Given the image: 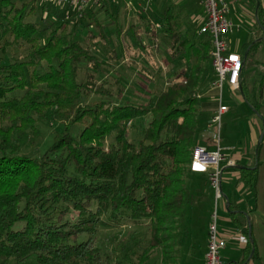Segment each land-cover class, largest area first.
<instances>
[{
	"label": "trees",
	"instance_id": "obj_1",
	"mask_svg": "<svg viewBox=\"0 0 264 264\" xmlns=\"http://www.w3.org/2000/svg\"><path fill=\"white\" fill-rule=\"evenodd\" d=\"M16 1L0 0V264H186L191 165L203 125L202 97L215 79L210 39L185 36L175 20L159 32L149 23L148 45L132 26L128 43L117 8L104 1L100 9L116 25L114 43L97 7L81 17L68 8L67 17L44 1ZM163 14L174 19L171 8ZM259 17L264 27L260 10ZM93 26L110 47L103 60L91 50ZM157 34L169 41L174 65L164 89L109 73L112 63L129 58L148 63L147 56L160 50ZM263 43H247V58ZM16 48L26 55L11 56ZM247 66L241 81L246 99ZM261 67L251 85L260 92L264 62ZM53 123L57 128L44 152L24 153L28 134L38 138L40 125ZM109 138L115 143L107 150ZM258 178L259 165L240 170L239 183L250 191ZM127 227L144 232L97 245L102 229Z\"/></svg>",
	"mask_w": 264,
	"mask_h": 264
},
{
	"label": "crops",
	"instance_id": "obj_2",
	"mask_svg": "<svg viewBox=\"0 0 264 264\" xmlns=\"http://www.w3.org/2000/svg\"><path fill=\"white\" fill-rule=\"evenodd\" d=\"M114 1L110 2L111 6L115 5ZM226 2L229 6L228 19L233 24V31L227 37L230 50L240 54L247 65L252 58L253 65L260 70L264 62V43L256 54H251L249 59L247 58L248 52H244V46L255 40L264 42V27L261 25L259 17V10L264 16V0H226ZM147 5L148 0H139L137 4L139 8L144 6V8L142 7L143 12L146 11L145 6ZM149 7L148 9L153 16V26L157 28V32L164 31L167 27L168 29L171 28L170 22L176 20L179 22L177 28L185 36H201L200 30L206 22L203 0H154ZM168 8H171L174 19L171 17L170 20L169 17L166 19L163 14ZM138 16L142 19L145 15L140 13ZM164 18L167 22L163 20ZM170 71L172 72V70ZM256 75L258 77L260 72H257ZM244 76L243 73L242 82ZM214 80L211 82V87H213ZM252 83L254 84V82ZM225 88L231 94L239 97L240 106L246 107L247 103L251 108H253L252 104L256 109H254V113L250 112L251 124L249 127L245 126L244 130L241 128L231 129L230 119H227L221 127V133L225 132L224 137H222L225 142L221 141L220 147L228 160L235 163V166H229L227 162L222 164L224 198L219 204V230L222 238L227 242V247L222 252V262L223 264H264V209L260 205L264 171L259 158L256 159V155L260 154L264 145V117L262 115V111H264V87L260 92L251 86L249 95L255 97V103L250 102L251 104L249 99L243 95L241 86L240 90H234L227 85ZM210 92L213 96L211 103H202L203 125L198 139V147L214 152L217 150V145L212 139L215 127L211 125V121L220 105V91L213 87ZM256 93L258 98H256ZM213 100H216L215 103ZM223 102L229 107V111L224 115L227 117L231 107L224 99ZM254 165H259V178L255 192L248 190L239 183L240 170ZM224 183H227L229 188L224 189ZM189 187L192 197L187 206L188 239L183 247L184 260L186 264H205L215 195L209 183V175L206 173H193L189 179ZM252 197L256 198L255 204L250 201ZM229 210L237 214L236 217L240 224L235 221ZM245 228L246 231L244 232L248 236V243L250 242L249 235L255 243L252 249H247V244H240L237 237L234 236L235 233L243 231Z\"/></svg>",
	"mask_w": 264,
	"mask_h": 264
},
{
	"label": "rangeland",
	"instance_id": "obj_3",
	"mask_svg": "<svg viewBox=\"0 0 264 264\" xmlns=\"http://www.w3.org/2000/svg\"><path fill=\"white\" fill-rule=\"evenodd\" d=\"M28 1L29 0H17L16 3L18 4V6H21L23 2H28ZM39 1L43 2V0H39ZM106 1L109 2L107 5L110 10H113L114 6L118 10L117 19L119 22V26L123 28V35L124 38H126L125 40H127L128 43H133L132 40L133 34H130V28L134 26L135 32L138 33L139 37L142 38L145 41V43L148 45L149 33H147V31L150 28V26L152 27L154 25L153 22H151L153 19L152 13H150L151 11L148 9L150 4L147 5L148 7L145 6L146 11L143 12L142 7L144 8V6H142L141 8L137 6L139 0H115V1L106 0ZM111 1H114L115 3L114 6H111L110 4ZM128 5L133 7L131 13H130L131 7L129 8ZM57 8L61 10L63 9L64 11L62 12V15L68 17V14L70 13L67 11L68 8L64 9V7H59V6ZM95 11L97 13L98 20L101 21L102 24L106 27L107 35L110 41L116 43L117 42L116 34H115L116 25L112 24V20L110 16L105 12V9H100V6H98L97 8H95ZM140 13L148 17L149 20H142L141 17L138 16ZM90 17H91L90 15L86 16L87 21H90L89 20ZM67 21L71 22V18L67 19ZM45 22L53 23L54 19L47 18ZM149 23H151L150 26H148ZM152 28L157 30V28H155L154 26ZM91 30L97 36L93 40V43L91 45V50L96 54H98L99 58L103 60V57L101 56L105 54L106 57L107 54L110 52V47L108 46V43L106 44L105 41L101 40L100 29H98L96 26H93ZM157 36H158L157 39L159 41L158 44L160 45V50L155 52L154 58L151 57L152 55L147 56V58L148 57L151 58L148 59L149 60L148 63L145 64L132 63L131 58H129V60H127L126 62L121 61L120 63L117 64L112 63L113 66L111 67L109 73L110 74L112 73L114 77L121 76L124 79H128L131 82H135L138 79H140L144 83H147L150 88L155 86L154 88L155 90L164 89L168 81L170 80V75L172 74L170 70H172L174 65L168 59V54L170 51L169 41L163 35L159 36V34H157ZM124 38L123 37L120 38V41H122V39L124 40ZM95 50H97V52ZM150 51L151 49H149V52ZM23 55H26L25 48H18V49L16 48L11 52V56L14 57H20ZM105 60L106 59H104V61ZM108 63L110 64V61ZM112 70L114 72H111ZM257 72L260 73L262 72L261 67L260 70L257 69V67L253 65L251 58L247 66V73L249 76V80H248L249 89H251V85L253 84L252 82L255 83L258 80L259 76L257 77L256 75ZM84 76L85 75L82 74L81 79H84ZM151 78L152 80H154V84L150 81ZM110 81L113 82L114 79L110 77ZM212 88L213 87H210V89L203 95L202 103H211V99L213 96H212V92L210 91L212 90ZM255 90L258 91L259 88L256 87ZM223 95H224V100L227 103H229L231 107V111L227 117L223 116L222 125H224L227 119H230L229 125L230 128L233 130H236V128L239 129L241 128V130H244L245 126L249 127L251 124L250 112L254 113L255 112L254 109L251 108L247 103H246V107L240 106L238 101L239 97H237V95L231 94L230 91L227 90V88L224 89ZM247 96H248L247 99H249L248 101H250L251 103H255V97L253 98L251 95H247ZM256 98H258L257 93H256ZM215 101L216 100H213L214 103ZM262 115L264 117V111H262ZM56 128L57 127L55 123L50 124L49 126L45 124H41L40 125L41 135L38 138H35L31 133L28 134L27 139L25 141L24 153L26 154L32 153L34 155H38L39 153L44 152L45 148H47V146L51 143V139L54 132L56 131ZM73 132L74 134H78L79 127H75ZM136 133L134 130L130 131L129 138L131 141L135 139ZM224 134L225 132L221 133V137H224ZM222 141L223 143L225 142L224 139H222ZM114 143H115L114 138L107 139L106 149L107 150L110 149L111 146L114 145ZM259 162L263 165V171H264V145L259 154ZM226 188H229V186L227 185V183H224V189ZM250 201L254 202L255 204L256 198L252 197ZM260 205H262L264 209V175H263V189L260 194ZM22 227L23 224L21 223L17 225V228L19 229ZM143 232H144L143 230L136 229L134 227H127L121 231L116 229H102L97 239V245H100L102 247H105L106 245L107 246L110 245L111 240L116 235H119L121 238H124L125 236L129 237L131 235H133L134 237H141ZM263 251H264V244H263ZM11 264H14V262H11Z\"/></svg>",
	"mask_w": 264,
	"mask_h": 264
},
{
	"label": "built area",
	"instance_id": "obj_4",
	"mask_svg": "<svg viewBox=\"0 0 264 264\" xmlns=\"http://www.w3.org/2000/svg\"><path fill=\"white\" fill-rule=\"evenodd\" d=\"M43 1L55 6L70 8L81 17L90 7H98L106 0ZM153 1L148 0V4H152ZM203 6L206 13V22L200 30V35L208 37L212 43L211 58L215 73L212 86L220 91V105L211 121V125L215 127L212 139L217 145V150L209 152L205 148L197 147L191 170L194 173L209 175V183L215 195V206L209 225L205 264H223L222 252L226 249L227 242L222 238L219 230V204L224 198L222 164L227 162L229 166H235L234 161L228 160L220 147L222 120L223 116L229 111V107L224 105L223 102V89L226 85L234 90L240 89L244 60L240 54L232 52L229 47L227 37L233 31V24L228 19L229 6L226 0H203ZM244 231H246V228L234 235L242 245L248 243V236Z\"/></svg>",
	"mask_w": 264,
	"mask_h": 264
},
{
	"label": "water",
	"instance_id": "obj_5",
	"mask_svg": "<svg viewBox=\"0 0 264 264\" xmlns=\"http://www.w3.org/2000/svg\"><path fill=\"white\" fill-rule=\"evenodd\" d=\"M259 1V0H258ZM251 234V233H250Z\"/></svg>",
	"mask_w": 264,
	"mask_h": 264
}]
</instances>
